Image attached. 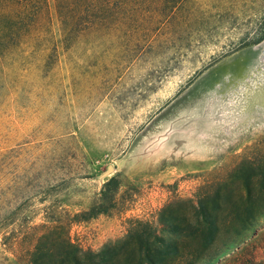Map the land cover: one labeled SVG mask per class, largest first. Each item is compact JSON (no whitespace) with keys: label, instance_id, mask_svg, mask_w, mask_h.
I'll use <instances>...</instances> for the list:
<instances>
[{"label":"rangeland","instance_id":"1","mask_svg":"<svg viewBox=\"0 0 264 264\" xmlns=\"http://www.w3.org/2000/svg\"><path fill=\"white\" fill-rule=\"evenodd\" d=\"M50 7L54 39L0 53V264H20L17 241L42 224L98 250L204 183L258 193L264 0H114L63 40ZM113 176L115 207L80 216ZM262 223L221 229L195 264H264Z\"/></svg>","mask_w":264,"mask_h":264},{"label":"trees","instance_id":"2","mask_svg":"<svg viewBox=\"0 0 264 264\" xmlns=\"http://www.w3.org/2000/svg\"><path fill=\"white\" fill-rule=\"evenodd\" d=\"M53 5L62 40L80 25L92 27L114 16V0H53ZM55 34L50 0H0V53L29 40L48 43ZM48 48L55 52L56 44ZM254 169L259 176L254 186L258 193L249 194L251 183L245 182V196L239 193L221 199L220 192L233 181L204 183L192 197H177L164 204L151 219L130 220L122 237L107 241L98 250L75 243L63 225L35 226L33 238L27 234L17 241V259L20 264H195L221 229L248 223L257 215L264 217V163L247 167ZM237 171H241L239 166ZM118 190L119 181L113 176L103 184L100 202L80 216L108 212L116 205ZM222 204L225 213L219 217ZM263 234L264 223L252 231V238Z\"/></svg>","mask_w":264,"mask_h":264}]
</instances>
